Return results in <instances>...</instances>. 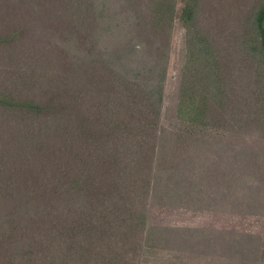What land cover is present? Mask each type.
<instances>
[{"label": "trees", "instance_id": "trees-1", "mask_svg": "<svg viewBox=\"0 0 264 264\" xmlns=\"http://www.w3.org/2000/svg\"><path fill=\"white\" fill-rule=\"evenodd\" d=\"M97 1L34 0L36 10L49 8L47 23L36 22L55 36L46 63L36 59L31 79H36V95L21 100L0 92V127H6L11 143L0 179V264H151L157 248L167 252L159 257L161 264H180L181 252L222 264H264V248L251 235L229 240L187 228L174 229L166 240L169 231L155 229L134 245L145 218L134 207L162 189L169 200L195 193L194 183L180 177L181 165L184 160L191 164L206 142L162 127L178 0H135L132 10L140 26L135 33L142 48L133 36L109 47L97 37V27L86 31L85 25L105 17V4ZM184 2L189 43L180 120L209 128L226 114L233 127L238 122L247 133L259 134L264 129V5L252 16L255 35L241 47L248 70L259 73L251 93L240 98L226 82V67L212 44L189 26L195 10L190 0ZM57 21L85 29H66ZM64 34L77 37L85 52L76 53L71 63L60 47ZM249 171L253 185L256 173ZM172 189L178 191L174 196ZM16 236L21 239L11 246Z\"/></svg>", "mask_w": 264, "mask_h": 264}, {"label": "rangeland", "instance_id": "rangeland-1", "mask_svg": "<svg viewBox=\"0 0 264 264\" xmlns=\"http://www.w3.org/2000/svg\"><path fill=\"white\" fill-rule=\"evenodd\" d=\"M103 2L105 17L95 19L91 25H85L86 31L89 26L93 31L97 27V37L105 38L103 42L109 47L117 46L121 39L133 36L134 45L142 48L144 45L135 33L140 26H137L136 13L132 10L134 6H138V1ZM190 2L195 16L189 26H193L212 44L216 59L226 67L223 69L226 76H223L232 91L236 90L240 98L250 94L252 81L259 71L248 70L244 64L241 47L255 35L252 16L259 6L264 5V0ZM185 4L184 0H178L176 17L170 29L161 119L162 127L166 130L178 134H194L206 142L191 164L184 160L181 165L183 173L180 177L194 183L196 191L190 196L185 194L179 198L177 195L169 200L162 189L156 194L154 192L148 202L134 207V210L142 212L145 216L140 240H134V245L143 243L146 235L155 229L169 231L165 234L167 240L174 229L195 228L211 231L221 239L255 236L258 239L256 241L260 240L259 245L264 248V129L259 134L252 130L247 133L243 124L237 125L236 122L233 127L227 122L226 114L223 116L224 120L219 117L209 128L191 126L178 116L179 97L187 75L185 67L188 59L189 30L182 19ZM33 6L34 0H0V92L10 91L21 100L36 95V85L33 84L36 79L31 81L32 77L36 78V59L46 63V53L51 52L48 43L52 45L55 39L52 30L36 22V19H40L47 23L45 17L48 16L49 8L38 11ZM62 21H57V26H67L62 24ZM69 26H74L81 32L85 29V26L77 23ZM60 42L62 50L68 51V56L71 55L69 63L75 59L76 53L84 56L80 40L72 34L62 35ZM57 61H60V58ZM212 63L215 64V61ZM31 72L32 76L29 75ZM6 132L5 126L0 127V179L5 175L1 171L5 166L4 153L10 143ZM181 145L186 146L184 143ZM249 163H252L255 169H248ZM251 169L257 177L253 185H250L252 172H248ZM177 193V189L169 191V195L174 196ZM25 234L24 232L23 235ZM19 239L20 236L12 238L11 246L18 243ZM173 248L175 245L172 244L171 249ZM155 252L159 255L154 256L151 264H161L159 257L167 252L158 248ZM187 254H178L180 264H222L221 261L204 259L201 254ZM171 258L172 255L169 259L176 260Z\"/></svg>", "mask_w": 264, "mask_h": 264}]
</instances>
